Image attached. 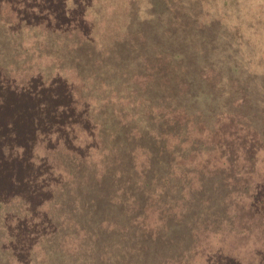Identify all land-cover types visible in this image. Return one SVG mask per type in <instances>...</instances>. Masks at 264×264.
Masks as SVG:
<instances>
[{
	"label": "rangeland",
	"instance_id": "rangeland-1",
	"mask_svg": "<svg viewBox=\"0 0 264 264\" xmlns=\"http://www.w3.org/2000/svg\"><path fill=\"white\" fill-rule=\"evenodd\" d=\"M0 69L53 99L57 207L2 208L0 264H264V0H0Z\"/></svg>",
	"mask_w": 264,
	"mask_h": 264
},
{
	"label": "trees",
	"instance_id": "trees-1",
	"mask_svg": "<svg viewBox=\"0 0 264 264\" xmlns=\"http://www.w3.org/2000/svg\"><path fill=\"white\" fill-rule=\"evenodd\" d=\"M81 36L83 38L86 35L82 34ZM79 38L80 37L77 36V40L80 42L81 46H83L84 43L81 42ZM72 41H74L73 38ZM94 41L95 40L92 41L91 39V42L95 43ZM86 43L91 44L87 40ZM81 56L87 59L88 53H82ZM71 59H73V56ZM99 66L100 64L98 67ZM76 72L82 80L85 77V65L80 67L77 66ZM35 81L36 80L30 79L29 84H18L17 81H12L10 76L8 77L7 73L0 69V194L2 192V194H6L7 196L0 195V197L2 196L3 198H6V200H9V198L14 200L9 206L4 205L5 203L3 202L4 207H1L3 206L1 203L0 210L2 208H10L7 212H9V210L15 213L22 212L27 219V222L22 223V229H25V225L31 224V230H40L38 234L43 235L42 233L47 231L50 234L53 229V226L44 227L46 220L43 219L48 218L47 223L53 224L54 219L51 218V215L55 213L57 207H50L47 216L42 215L38 210H41L42 204L44 202L47 204L50 196L54 195V193L51 194V182L49 181L53 180L54 175L52 173V175L48 176L49 180L41 178V175L45 172V168H50V165L45 164V161L37 162L38 164H36L30 160L31 153L28 147L32 143L30 140L33 141L34 137H45V130L50 126L48 124L51 121H55L56 117L52 113L53 110L46 109L48 106L53 107L55 105L53 99L51 98L50 104L46 103L42 105L41 93H34L35 91L31 89V85L36 83ZM59 81L60 80L58 79L55 80V82ZM55 82L51 87L55 85L62 87L65 84V82L62 83L61 81L59 83ZM68 86L72 89L67 87L70 96H66V99L68 100L66 109H77L76 104L81 101L82 92L77 93V90L72 83L68 82ZM47 90L48 88H43V93ZM55 92L57 94L58 91ZM60 97L61 96L59 95V98ZM43 98L46 100L45 94ZM45 124L47 129L44 127ZM73 125L76 128V124ZM41 165H43L42 168H40ZM30 172L33 174V178L28 177ZM19 173L21 174V177H19ZM44 180L47 182L43 183L42 181ZM33 213H37L36 217L38 218L39 223L32 222L35 218ZM71 230L72 233L69 234ZM33 232H35L33 235H36L37 232ZM20 234L22 235V233ZM0 235H2V231H0ZM24 235L26 236V234H23V238L25 237ZM74 235L75 231L72 227L66 228L63 234L64 238H69V236L72 237ZM28 240L26 239L24 242L20 241V245H25ZM33 241L38 242V240L35 239ZM64 241L67 240L64 239ZM35 244L32 245V248H34ZM6 246L9 248L11 245L9 246L7 244ZM14 246L15 249L18 248L19 250V239L17 237L14 240Z\"/></svg>",
	"mask_w": 264,
	"mask_h": 264
}]
</instances>
